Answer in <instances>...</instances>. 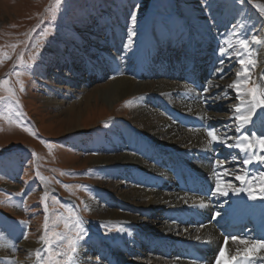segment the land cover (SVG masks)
<instances>
[{
    "label": "rangeland",
    "instance_id": "1",
    "mask_svg": "<svg viewBox=\"0 0 264 264\" xmlns=\"http://www.w3.org/2000/svg\"><path fill=\"white\" fill-rule=\"evenodd\" d=\"M53 7L54 0H0V264H65L67 256L60 253L69 254L70 240L75 241L76 246L72 264H75L81 247L91 248V252H84L85 261L106 264L101 260V252L97 251L101 246L115 247L118 239L126 235L140 237L141 234L148 238L149 235L172 233L149 230L156 217L169 213L166 207H150L147 213L152 215L148 220L142 215L137 217L138 235L126 233L128 222L125 217L136 216L138 206L120 201L118 197L120 192L126 191L124 182L130 184L131 181H124L115 171L110 174L105 167L91 163L101 155L118 156L107 151L104 143L96 144L98 137L103 135L109 139L115 130L121 139L127 138L131 142L128 135L134 137L138 132L130 127L129 119L141 98H149L155 103L160 99L166 106L169 105L167 93L128 97L109 106L101 100L100 94H95L88 101L89 107L75 122L62 113L66 105L78 101L80 91L101 90L112 79L126 76L116 69V74L109 71L101 78L95 71L101 70V65L112 68L102 52L110 43V35L116 26L122 28L117 32L120 56L129 53L142 38L145 51L165 50L170 44L175 46L171 53L163 55L159 64L148 70L157 77L143 82L176 86L174 99L171 97L170 101L183 106L184 111L196 109L195 102L181 95L183 87L189 85V75L185 73L184 80L172 78L174 72L163 73L162 63L187 66L197 53H203L204 62L211 58L219 61L217 67L209 70L208 77L205 76L207 71H203L193 76L192 81L197 78L199 83H206L201 87L206 86L207 92L215 91L210 96L212 101H204L210 113L207 121L218 136L229 138L227 143L234 140L235 122L218 120L217 116L233 112L239 104L238 93L226 87L216 88L213 82L233 79L240 73L239 95L247 103H253L249 92L255 88L256 100L264 99V62L262 67L260 65L262 58L264 60V0H244L243 3L240 0H64L55 15L50 11ZM132 11L136 12L138 23L136 35L130 42L128 28ZM147 33L159 36L158 42L154 44ZM241 40L247 41V51L240 46ZM124 44L130 46L125 49ZM238 59L246 62L252 59L254 66L245 73ZM121 62H124L123 67L130 68L128 61ZM244 67H248L247 63ZM220 68L222 73L217 71ZM73 74L77 78L71 81ZM54 103H61L63 107ZM147 107L159 110L150 104ZM256 112L257 118L263 120L264 107L258 106ZM185 115L190 118L183 121H195L194 116ZM112 139L118 142L117 138ZM256 147V153L262 157L264 152ZM154 150L161 154L165 151L159 145ZM238 157V153L224 152L223 169L240 168L233 163ZM200 158H205L204 154ZM173 163V160H166L165 165L162 163L156 169L162 173L156 171L151 179L166 187L169 183L177 185L174 178L183 180L191 173L199 176L198 171L206 172L201 170L202 162H193L191 168L182 167L184 164L177 158L172 169ZM146 167L149 171L153 169L150 163L138 169ZM147 173L144 170L140 177L146 180ZM222 181L219 177V184L232 192L233 187L223 185L227 180ZM216 185L210 184L213 191ZM236 202L239 203L238 199ZM192 203L197 208L184 212L181 223L177 222L181 228L187 226L186 217L198 219L195 217L201 216L210 204L221 208L223 204L199 198L192 199ZM197 209L201 214L196 213ZM110 211L118 212L122 218L107 217ZM173 213L175 215L176 211ZM218 214L214 216L216 211L213 213L211 224L219 223L224 227L227 220H219ZM181 233L178 231L175 236L180 237ZM134 246L142 256L133 264H150L151 255L170 260V257H163L164 249L160 253H145L141 251L147 247L144 243L138 241ZM156 246L164 248L160 243Z\"/></svg>",
    "mask_w": 264,
    "mask_h": 264
},
{
    "label": "bare ground",
    "instance_id": "2",
    "mask_svg": "<svg viewBox=\"0 0 264 264\" xmlns=\"http://www.w3.org/2000/svg\"><path fill=\"white\" fill-rule=\"evenodd\" d=\"M121 29L122 28H120V26H116L110 35V43L107 44L106 50L102 52V55L105 57L106 61L111 62L110 65L112 68L108 69L104 65H101V70L95 69V71L97 72L98 77L101 78H105L106 76L104 74H109V71H111V74H116V69L121 71V73L125 74L126 76L112 79L106 86H102L101 90H99L100 88H97L91 92L87 91L86 89L80 91L79 93L82 94L78 95V101L70 102L65 106L64 110H62V113L65 114L66 117L71 120V122L73 120L75 122V120L82 116L84 110L89 107L88 101L91 96H94L95 94H100L101 98L103 97L101 100L105 101L106 105L109 106L128 97L137 95L150 96L151 93H167L166 99L169 102V105L166 106H163L160 103V99L156 100L157 103H155V101L153 102L152 100H149V98L146 100L141 98L140 104H138V106L133 109L129 119L130 127L138 132L137 136L134 135V137L133 135H128L132 140L131 142H128L127 138L121 139V135L115 130L110 133L112 137H109V139L105 138L103 135L98 137L97 141H94L96 144H100L101 142V145H103L104 143L107 151L110 153H116L118 156L107 157L101 155L100 158L98 157L94 159L93 162L91 161V163L101 165L103 168L105 167V170H108L110 174L115 171L116 176L123 177L122 179H124V181L125 179H129L128 181H131L130 184L126 181L124 182L126 191L120 192L118 197L120 201H128L131 204L138 206L136 208V216L131 218L125 217L128 222L126 233L134 234L135 236L138 235L136 234L139 227L137 217L142 215L146 218L145 220H148V218H150L152 215L150 212L147 213V210H150V207H166L169 209V213H162L160 218L156 217L155 222L151 223L152 228L149 230H162V234L165 232L172 233L170 235L169 233L164 235H149L148 238L141 237V234L140 237H127V235H123L124 237L118 239L115 247L107 248L105 246H101V248L97 250L98 253L101 252V260L105 261L106 264H133L134 260L142 256L141 252L137 251L134 246L135 243L140 241L147 246L145 249H141V251L145 253H152L155 251L153 245L156 246L157 243L165 245L166 249L169 250L172 249V246L175 244L177 247L185 249L183 250L185 255L184 261L179 260V256L177 257L178 252L177 254H175V252H169L168 257H170V260L151 255V259H149L150 264H228L240 256L254 259L255 264H264V260L261 259L264 257V249L257 248L254 243L262 241L256 229H252L248 235H243L238 232V229H231L230 231L223 228L220 229V225H217V223L211 224L212 222L210 221L211 216H213L215 211L216 215L214 216H217L218 212L220 213V215L218 214L220 216L219 220L228 219V221H231L236 218L235 223L243 222L245 219L249 220L250 218H254L255 221H262L263 218L260 217V213L264 212V198H261V196H264V176L261 175V173H264V162L253 158L250 164L245 165L243 160L250 157V153L241 152L235 147L228 148L224 143L211 142L208 136V131L210 130L211 126L207 121L210 113H208L207 106L204 104V101L207 102L208 99L209 102L212 101L210 96L212 92L215 91H205L206 86L203 88L201 85H206V83H199L197 78L194 81L191 80L193 76L197 74L199 75V73L203 71H207L205 76L208 77L209 70L213 67H217L219 65V61L216 58L213 61V58H211V60L209 59L204 62L203 53H197L196 57L195 54H193L192 62L187 66H181L179 63L174 64V62H170V64L162 63V68L164 69L163 73L172 70V72H174L172 77L174 78H180V80H184V74L187 73V76L189 75V78L187 79L189 85L183 87L181 95H186L188 98H190V100L195 102L196 109L193 111L185 110L187 112L184 113L185 108L183 106L170 101V98L175 95L174 93L176 92V86L174 87L172 84H166L162 82H158L156 84L143 82L146 79L149 80L150 78L157 77L156 73H151L148 70L155 66V64L158 62H161L163 59L162 57H164L163 55L171 53V50H174L175 46L170 44V46L165 50L158 51L155 49L149 51L147 49L145 51L143 50L144 39L142 38L129 53L120 56L118 51L119 43L117 41V32H119ZM147 36H151V38H153L152 41L154 44L158 42L159 36L155 37V35H150V33H147ZM70 57H68V59H70ZM123 60L129 62L130 68L122 66L124 62L121 61ZM263 62L264 60L262 58V62L260 64L261 67ZM106 69H108V72ZM220 73H222V71H220ZM75 78H77V75L73 74V79L71 81H74ZM138 78L140 81H137ZM240 78V76H237L233 79H222L213 83H216V88L226 87L228 90L232 89L233 91L237 92L236 87H233L232 85H234V83L238 84L240 91ZM71 81H69V83ZM142 101L143 103H141ZM242 101L246 102L245 99L240 96L238 105H240ZM60 104L61 103H54V105L57 107L60 106ZM147 104L158 108L159 113L149 109ZM185 114L192 115V117L194 116L193 118L195 121H193V123H190V121H183L185 118H190L186 117ZM235 115L236 113L233 109L231 114L220 115L217 116V118L218 120L224 119L234 121L233 117ZM177 117H179L180 120L177 119ZM263 120L257 118V116H253L254 123H250L239 129L237 128V124L239 122H235L236 126L234 130V140L226 143L235 144L237 142H242V137L244 135H250L252 133H255V135L251 136L255 142L258 137L264 135ZM112 138H117L118 142L116 143ZM158 145L165 149L162 154L155 152L154 150L155 146ZM256 146L259 148L258 144H256ZM224 152H227L228 154L230 152L238 153L239 157L233 161V163H235L236 166H239L240 168L237 167L234 171L224 170L223 168H225V164L221 162V159L223 160L224 158ZM195 153L200 155L197 156ZM201 154H204L205 158H200L202 156ZM261 155L262 154L256 153V156L258 157H261ZM206 156H209L210 158ZM227 157L228 156H225V159ZM262 157H264V155ZM177 158L184 164L182 167L187 166L191 168L193 162H202L201 170L205 169L206 172L203 173L202 171H198L197 173L199 176L197 177L199 178L198 182L203 181L205 183V187L202 188L203 193H206V188L209 186V184H218L219 177H221L223 181L227 180V183H224L223 185L233 188H244L245 191H242L239 194H235L232 191L229 192L228 196L214 195L212 199L207 201H221V203H223L220 205L222 208L210 204V206L205 209L201 216L199 215L201 213H199L197 209L196 213H199V216L195 218H200L199 221L194 220V217L190 218L188 216L185 219V224L187 226L181 228V225L179 224L181 223L183 215L185 214L184 212L192 210V207L197 208L196 205L192 203V199L194 198L190 195L178 192L175 188V185L173 184L169 183V185H166L165 187L163 183H158L154 181V179H151V175H154V173L156 174V171H158V173H162L161 170H156L157 167H159L162 163H166V160H173L174 163H177ZM148 160L150 162H148ZM147 163H150L151 166H153L152 170L149 171L147 167L143 170L138 169L141 168L142 165H147ZM174 163L170 167L173 168L175 166ZM213 165H215L216 167L214 168L218 170L216 173L215 169L212 167ZM144 170L148 171V178L146 180L140 177V174L143 173ZM219 171L220 174L218 173ZM238 175L245 176L247 182L242 183L240 180L236 179V176ZM249 188H251L256 195L255 199L248 195L247 189ZM225 199H228V202H225ZM233 199H235V202H233ZM236 199H238L240 204H237ZM174 211H176L175 215H173ZM108 214L109 215H107V217H110L111 219L122 218L120 217L121 215L116 211H110ZM216 220L214 222H216ZM171 221H175V223H170ZM177 222L180 223L177 224ZM146 223L149 222L146 221ZM143 225L145 226L146 224L143 223ZM154 225H160V227L156 229ZM192 226L196 228H193ZM178 231L182 232L180 237L175 236ZM197 237H199V239H197ZM231 237H236V239H231ZM241 239H243L245 243H241ZM202 246H206L208 251H210L208 256L203 254L205 262L196 263L191 261L189 255H187V252H189L187 248L192 247L199 249ZM29 248L32 247L29 246ZM84 252H91V248H79L75 257V264H98L95 263V261L87 262V259L85 261ZM163 257H166L165 254ZM215 260L216 262L213 263ZM144 263L145 262H143V264Z\"/></svg>",
    "mask_w": 264,
    "mask_h": 264
},
{
    "label": "snow or ice",
    "instance_id": "3",
    "mask_svg": "<svg viewBox=\"0 0 264 264\" xmlns=\"http://www.w3.org/2000/svg\"><path fill=\"white\" fill-rule=\"evenodd\" d=\"M64 0H54V7L50 9V11L53 12V15H55V12L59 10L60 6L63 4ZM241 3L244 2V0H240ZM262 11H264V9H262ZM129 23L130 26L128 28V36H129V41L131 42L132 37H134L136 35L135 32V27L138 23L137 21V16H136V12L132 11L129 14ZM261 41H257V43H260ZM130 45L129 44H124V48L127 49ZM240 46L245 49L247 51L248 49V43L245 40H241L240 41ZM221 54H224V50L221 49ZM248 55L250 56L251 53L248 52ZM10 59V57H8ZM221 63H223V61H221ZM238 63L242 66L243 70L245 73L249 72L251 70V67L254 66V61L252 59H248L247 62L244 59H238ZM247 63L248 67H244L245 64ZM217 71H223L222 68L217 69ZM18 75V73H17ZM237 75L239 76L240 73H237ZM222 78V77H221ZM233 87H236L237 89V98L239 99V86L238 84L232 85ZM23 90V89H21ZM205 91H207V89H205ZM249 95L252 96L253 99V103H247L242 101V103L238 106H236L234 108V112L236 113V115L233 117L234 122H239L237 124V128H242L245 125H248L250 123H254L253 121V116H257V112H256V108L259 107H264V99H261L259 101L256 100V89L252 88L249 92ZM255 135V133H252L250 135H244L242 137V142H237L235 144H227L226 141L227 139H229L227 136L221 137L218 136L216 134V130L215 129H210L208 131V136L211 140L212 143H224L226 147L228 148H238L241 152L244 153H251V156L248 158H245L243 160V163L245 165L250 164L252 162V159H258L262 162H264V157H258L256 156V144L259 145V151L264 152V136L258 137L257 140L254 142L251 139V136ZM219 163V162H218ZM227 174V173H226ZM262 176H264V173H261ZM236 179L240 180L242 183H246L247 179L245 176H236ZM235 194H239L242 191H245L244 188H232L231 189ZM248 195L255 199L256 195L254 194V192L252 191L251 188L247 189ZM229 194V188L226 187H222L219 183L216 185L215 189L213 192H210L209 195H219V196H228ZM261 198H264V196H261ZM79 223V222H78ZM81 233L78 234L79 235L82 234ZM25 239H27V236H24ZM197 239H199V237H197ZM231 239H236V237H231ZM241 243H245V241L243 239H241L240 241ZM255 246L259 249H264V240L259 241V242H254ZM69 254H65V253H60V255H66L67 256V260L65 262V264H72V261L74 260V254L76 252V246H75V241H69ZM262 260H264V257L261 258ZM249 264H255V260L254 259H250Z\"/></svg>",
    "mask_w": 264,
    "mask_h": 264
}]
</instances>
